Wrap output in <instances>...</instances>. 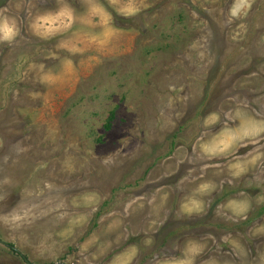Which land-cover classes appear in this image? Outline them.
<instances>
[{
  "label": "rangeland",
  "instance_id": "rangeland-1",
  "mask_svg": "<svg viewBox=\"0 0 264 264\" xmlns=\"http://www.w3.org/2000/svg\"><path fill=\"white\" fill-rule=\"evenodd\" d=\"M127 3L0 0V264H264V0Z\"/></svg>",
  "mask_w": 264,
  "mask_h": 264
},
{
  "label": "clouds",
  "instance_id": "clouds-1",
  "mask_svg": "<svg viewBox=\"0 0 264 264\" xmlns=\"http://www.w3.org/2000/svg\"><path fill=\"white\" fill-rule=\"evenodd\" d=\"M139 7L136 6L135 0H128V3L120 9V15L124 17H132L138 14ZM239 12V8H235L232 11V15L236 16ZM68 15L67 13H60L59 15L51 12L36 15L31 22V29L33 34L41 39H49L53 37L59 28L61 27L59 16ZM71 22L72 18L68 16ZM110 19V18H109ZM69 25H65L68 27ZM19 35V29L17 22L14 18L0 14V44H12ZM70 64L71 61H68ZM219 120V116L216 113L210 114L205 118V125L210 126L215 124ZM232 144V138L221 139L219 137L214 138L204 144L200 145L201 151L208 156H215L217 154L227 151ZM233 168L239 170L243 169V165L236 163ZM208 185H201L198 187V192H204L208 189ZM237 207L241 212L246 210V205L243 202H239ZM203 210V202L193 197H189L180 205V212L186 215L198 214ZM201 246L195 242L190 241L185 246V252L183 258L176 261V264H194L195 257L199 254Z\"/></svg>",
  "mask_w": 264,
  "mask_h": 264
}]
</instances>
